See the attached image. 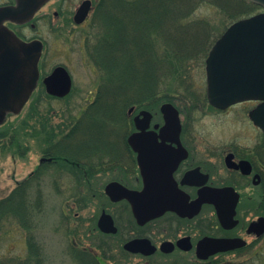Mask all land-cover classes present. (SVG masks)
Returning <instances> with one entry per match:
<instances>
[{"label": "flooded vegetation", "instance_id": "flooded-vegetation-1", "mask_svg": "<svg viewBox=\"0 0 264 264\" xmlns=\"http://www.w3.org/2000/svg\"><path fill=\"white\" fill-rule=\"evenodd\" d=\"M50 1L29 22L18 24L4 19L1 23L19 41L42 44L38 79L31 94L40 90L47 99L66 100L73 93L68 68L56 65L45 70V42L18 32L28 26L34 29L37 14ZM16 3V0H3L0 8ZM90 3V13L81 24L74 23L75 12L66 20L60 10L54 11L48 20L53 28L86 25L85 33L78 38L86 43L96 5L91 0ZM57 67L66 69L71 78V90L64 97L47 93L44 85V79ZM96 97L97 92L94 100ZM244 104L250 105L245 112L249 119V112L258 101L241 102L225 109L209 107L222 113ZM143 110L151 114L145 131L147 139L131 144L130 136L140 133L134 119ZM91 112L85 106L76 117L64 115L62 120L54 122L44 118L39 109L34 111L41 154L35 167L17 184L26 202L34 189L38 216L46 206V192L51 191L60 200L56 226L65 243L63 249L75 264H180L187 260L206 264L229 256L246 258L257 254L260 257L264 233L258 236L250 231V225L264 218V141L246 145L196 140L192 127L181 122L180 111L181 129L175 140L161 135L164 118L160 112L159 119L157 112L133 106L132 110L121 111L116 124L107 127L109 130L86 124ZM15 115L6 113L0 127ZM255 129L264 137L259 128ZM27 135L25 132L22 137ZM137 144L140 150L134 148ZM20 153L24 154L25 149ZM140 160H145V164ZM225 188L232 189L233 193L229 194L233 198L220 197L219 205L223 209L229 208L236 200L234 195L237 196L232 221L227 226L221 223L214 203L215 191ZM165 201L172 202L174 208H169ZM139 207L150 212L141 220L136 214ZM204 239L233 240L240 245L202 260L197 256V248ZM35 264H43V259L37 258Z\"/></svg>", "mask_w": 264, "mask_h": 264}, {"label": "rangeland", "instance_id": "rangeland-1", "mask_svg": "<svg viewBox=\"0 0 264 264\" xmlns=\"http://www.w3.org/2000/svg\"><path fill=\"white\" fill-rule=\"evenodd\" d=\"M84 1L51 0L37 14L34 29L29 26L17 29L28 38L38 37L45 42L43 62L45 70L56 65H64L68 68L73 80V93L66 100H53L43 97L41 91L37 90L25 104L23 111L8 117L6 123L0 127V132L5 134L0 139V200L7 198L16 189L18 182L35 167L41 154L42 145L36 137L34 111L39 109L45 115L44 118L58 122L64 115L76 117L85 106L94 102L101 81L100 74L86 56L84 49L86 43L78 39L85 33L87 26L77 27L73 24L53 28L48 20L53 12L58 10L63 13L64 19H70L76 8ZM91 1L94 4L98 0ZM261 12L264 11L259 9L254 14ZM191 19L209 21L214 30L222 31L223 15L213 6L200 7ZM188 77L194 84L206 88L205 60L200 64H192L188 70ZM164 103L166 102H161L154 110L159 119L161 118L159 107ZM169 103L179 109L181 122L192 127L196 140L219 144L233 141L246 145L264 141L263 135L255 129L246 116L245 112L250 108L249 104L238 105L218 113L213 112L207 106L208 103L203 108L193 107V103L182 93L177 94ZM129 108L132 106L125 110ZM25 132L28 134L27 138L22 137ZM14 140L17 141L16 144L13 143ZM20 142L25 146L21 148V151L25 149L24 154H21L17 147ZM30 194L31 199L23 205L30 204L31 208L27 213L24 212L21 219L12 215L3 219L0 230V264H35L37 258L43 259V264H75L72 257L66 255L63 249L64 240H61V232L56 226L60 214V206H58L60 200L54 197L51 191L46 192V206H43L42 213L38 216L34 208V195H36L34 189L30 190ZM25 227L28 228L27 231L24 230ZM262 246L260 257L257 254H250L246 258L229 256L223 258L220 263L264 264V238ZM180 264H198V262L187 260L181 261Z\"/></svg>", "mask_w": 264, "mask_h": 264}, {"label": "trees", "instance_id": "trees-1", "mask_svg": "<svg viewBox=\"0 0 264 264\" xmlns=\"http://www.w3.org/2000/svg\"><path fill=\"white\" fill-rule=\"evenodd\" d=\"M208 5L222 13V31L209 21L191 19ZM259 9L247 0H98L86 32V56L101 81L96 99L87 106L92 112L86 124L109 130L118 111L130 106L154 111L179 93L193 107L203 108L205 88L192 82L188 70L204 62L230 24ZM4 136L0 132V139ZM17 145L20 151L21 142ZM25 202L19 186L0 200V230L5 216L21 219L28 212Z\"/></svg>", "mask_w": 264, "mask_h": 264}, {"label": "water", "instance_id": "water-1", "mask_svg": "<svg viewBox=\"0 0 264 264\" xmlns=\"http://www.w3.org/2000/svg\"><path fill=\"white\" fill-rule=\"evenodd\" d=\"M48 0H16V5L0 8V124L8 112L17 114L34 90L37 79V63L42 50L41 42L24 43L2 26L4 19L18 24L29 22L33 15ZM264 9V0H248ZM90 0L81 3L74 14V22L82 23L88 16ZM205 60L206 96L208 103L215 108L225 109L244 101H260L249 112V118L264 134V12L238 20L231 24L212 46ZM47 93L64 97L71 90V78L66 69L57 67L44 79ZM132 110V108H131ZM163 116L161 135L168 139H178L181 123L178 110L170 103L160 106ZM151 119L148 111H141L134 119L140 133L130 136L131 144L146 140L145 131ZM140 150L138 144L134 146ZM142 157V156H140ZM145 164V160H140ZM215 205L223 226L230 225L237 201L227 209L219 205L221 196L233 198L232 189L215 191ZM169 208L172 202L165 201ZM139 207L138 218L150 214ZM163 211V210H161ZM157 211H155L156 213ZM161 213V212H160ZM158 215V214H155ZM250 231L258 236L264 233V218L253 222ZM240 244L226 239H204L199 243L197 256L205 260L209 255L235 249Z\"/></svg>", "mask_w": 264, "mask_h": 264}]
</instances>
